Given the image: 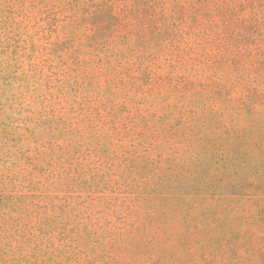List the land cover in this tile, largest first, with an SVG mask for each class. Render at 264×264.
<instances>
[{
    "label": "rangeland",
    "instance_id": "1",
    "mask_svg": "<svg viewBox=\"0 0 264 264\" xmlns=\"http://www.w3.org/2000/svg\"><path fill=\"white\" fill-rule=\"evenodd\" d=\"M0 264H264V0H0Z\"/></svg>",
    "mask_w": 264,
    "mask_h": 264
}]
</instances>
